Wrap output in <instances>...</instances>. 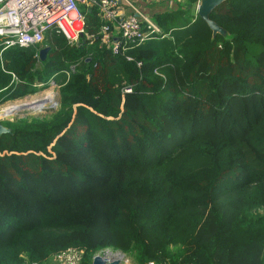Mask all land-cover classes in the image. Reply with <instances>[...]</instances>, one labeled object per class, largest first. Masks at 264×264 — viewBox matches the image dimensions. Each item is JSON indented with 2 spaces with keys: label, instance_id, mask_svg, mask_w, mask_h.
<instances>
[{
  "label": "trees",
  "instance_id": "trees-1",
  "mask_svg": "<svg viewBox=\"0 0 264 264\" xmlns=\"http://www.w3.org/2000/svg\"><path fill=\"white\" fill-rule=\"evenodd\" d=\"M196 1L152 14L164 36L120 54L94 5L75 43L43 33L42 61L39 46L0 51V102L49 79L58 94L50 114L3 121L0 264L70 245L81 264L103 246L141 264L264 263V0L216 5L225 35Z\"/></svg>",
  "mask_w": 264,
  "mask_h": 264
},
{
  "label": "built area",
  "instance_id": "built-area-1",
  "mask_svg": "<svg viewBox=\"0 0 264 264\" xmlns=\"http://www.w3.org/2000/svg\"><path fill=\"white\" fill-rule=\"evenodd\" d=\"M121 1L131 8V14H119L117 7ZM81 5L97 8L103 20L97 34L112 54L123 53L155 36H164L159 27L128 0H0V49L39 46L43 33L51 26H55L69 42L75 43L79 36L84 35L85 19L80 11ZM39 48L41 46L34 54L36 57ZM125 58L130 60L128 56ZM122 90L129 92L130 88ZM82 253L79 247H67L57 251L53 257L57 264H80ZM93 255L120 256L108 249H100ZM146 264L154 263L148 261Z\"/></svg>",
  "mask_w": 264,
  "mask_h": 264
},
{
  "label": "rangeland",
  "instance_id": "rangeland-1",
  "mask_svg": "<svg viewBox=\"0 0 264 264\" xmlns=\"http://www.w3.org/2000/svg\"><path fill=\"white\" fill-rule=\"evenodd\" d=\"M198 0L196 1V4H197ZM196 4L194 7H196ZM58 32V31H57ZM56 32V33H57ZM63 40L64 41H68L64 35H61ZM66 39V40H65ZM68 43V42H67ZM70 44V43H68ZM43 47V46H42ZM35 90L34 92H37L39 90H47V91H50L53 95V103L52 104H46L44 105L39 111H33V110H27V109H24V110H19L13 114H10V115H6V116H0V124L2 126L3 125V121L5 120H11L13 119L14 117H29V116H39V115H47V114H50L53 110H55L58 106V102H57V98H58V94H57V84H55L51 79H49L47 81L46 84L44 85H41L38 84L36 87H35ZM33 98H36V97H33L32 93H28V94H25V95H22V96H19V97H16V98H12V99H7V100H3L2 102H0V110L2 109V107L6 106V105H9V104H12V103H15V102H25V101H29ZM32 113V114H31ZM5 127V126H4ZM6 128V127H5ZM246 174H243V175H240L239 177H242V176H245ZM230 181V180H228ZM226 183V182H225ZM68 247H79L82 249L83 253H84V248L80 245H70ZM67 248V247H66ZM100 249H108V250H111L113 252H118V253H123L125 254L124 255V259H125V256L128 258V259H131L133 263L135 264H141L138 262V260L135 258V255H134V252L133 251H123L119 248H115V247H112V246H103V247H100L98 248L96 251L100 250ZM57 251L53 252V253H50L48 254L47 256H45L43 259L41 260H35V261H30L26 256L25 254H21V261L19 264H32V263H37V264H57L56 261H54V257L53 255L56 253ZM94 252V253H95ZM82 253V255H83ZM93 255V254H92ZM92 257V256H91ZM81 264V262H80Z\"/></svg>",
  "mask_w": 264,
  "mask_h": 264
},
{
  "label": "water",
  "instance_id": "water-1",
  "mask_svg": "<svg viewBox=\"0 0 264 264\" xmlns=\"http://www.w3.org/2000/svg\"><path fill=\"white\" fill-rule=\"evenodd\" d=\"M224 0H198L196 7H195V13L196 15L204 21L207 26L211 29L212 35L215 33H219L221 35H225V32L212 20L209 19L208 15L210 11L219 3H221ZM49 46H43L39 48L38 50V59L42 61L45 58V55L47 51L49 50ZM37 107V106H36ZM22 108L21 110L27 109V110H33V111H39L40 108ZM19 111V110H18ZM17 112V111H16ZM0 116H6L5 114H1ZM9 129L5 128L0 124V134L8 132ZM120 256L117 258L115 257H105L101 255H93L91 257V264H122L124 259V254L119 253Z\"/></svg>",
  "mask_w": 264,
  "mask_h": 264
},
{
  "label": "crops",
  "instance_id": "crops-1",
  "mask_svg": "<svg viewBox=\"0 0 264 264\" xmlns=\"http://www.w3.org/2000/svg\"><path fill=\"white\" fill-rule=\"evenodd\" d=\"M128 1L141 14L151 19L152 14L163 10L173 9L176 7L177 4H180V2H182L183 0H128ZM117 10L119 11V14L123 16L131 14L133 12L131 8L122 1L118 4ZM2 50L0 49V51ZM90 261L91 258L87 264H91ZM122 264H135V263H133L131 259H128L125 256V260L122 262Z\"/></svg>",
  "mask_w": 264,
  "mask_h": 264
},
{
  "label": "bare ground",
  "instance_id": "bare-ground-1",
  "mask_svg": "<svg viewBox=\"0 0 264 264\" xmlns=\"http://www.w3.org/2000/svg\"><path fill=\"white\" fill-rule=\"evenodd\" d=\"M32 95L33 97H36V98H33L25 102L17 101L15 103L2 107V109L0 110V115L1 114L10 115V114L15 113L18 110H21L22 108H33L37 106L36 108L41 109L44 105L53 103V95L50 91L39 90L35 94H32Z\"/></svg>",
  "mask_w": 264,
  "mask_h": 264
}]
</instances>
